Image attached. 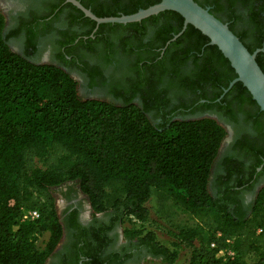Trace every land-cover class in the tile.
<instances>
[{"label": "trees", "instance_id": "16d2710c", "mask_svg": "<svg viewBox=\"0 0 264 264\" xmlns=\"http://www.w3.org/2000/svg\"><path fill=\"white\" fill-rule=\"evenodd\" d=\"M158 1L115 0L108 9L93 13L99 17L130 14ZM240 1L253 10L248 0ZM182 24L183 17L173 10L150 15L142 23L102 24L132 29L135 40L147 26L155 32L153 39L139 44L137 52L144 49L131 65L132 90H144L140 105L130 98L121 102L81 98L77 81L65 69L11 50L0 12V264L45 263L62 235L52 190L67 182L77 185L93 211H116L129 242L148 246L150 255L165 264H173L185 245L190 246L187 264H264V186L248 214L230 210L224 198L214 197L208 189L211 166L226 134L223 126L210 117L152 122L147 115L150 109L163 110L145 98L156 94L153 82L160 83L167 69L178 74L196 56L202 54L205 60L197 64L193 77L175 80L173 76L169 83L189 88L195 86L194 79L208 75L211 80L220 77L227 86L236 76L217 46H204L209 38L191 24L169 41L160 56L152 49L164 46ZM121 38L130 44L131 36ZM253 41L250 46L243 43L250 52L264 48L262 38ZM176 47L178 51L170 56L169 50ZM263 58L264 51L255 56L264 72ZM233 88L256 104L240 81ZM152 188L166 192L182 211L204 216L202 225L179 228L165 244L153 231L136 224L148 218L144 203ZM23 209H37L38 218L21 220ZM44 233L47 236L38 246ZM84 254L83 264H101L98 256ZM251 255L255 259L248 262Z\"/></svg>", "mask_w": 264, "mask_h": 264}, {"label": "flooded vegetation", "instance_id": "af4514ba", "mask_svg": "<svg viewBox=\"0 0 264 264\" xmlns=\"http://www.w3.org/2000/svg\"><path fill=\"white\" fill-rule=\"evenodd\" d=\"M77 1L87 4L86 8L92 12L108 9L115 2ZM195 1L231 25L246 46L252 45L257 37L264 40V0H246L253 10L240 0L231 4L228 0ZM0 12L4 17L3 34L11 50L31 61L44 60L58 65L71 76L74 73L90 96L86 98L113 102L130 98L133 103L143 105L144 90H132L134 82L128 70L132 71V63L144 49L137 52L139 44L154 38L155 32L150 27L135 40L132 29L124 31L120 27L102 26L109 23L96 24L68 0H0ZM142 19L133 22L142 23ZM256 27L263 30L257 33ZM124 35L131 36L130 44L123 42ZM167 44L152 49L160 56ZM178 49L172 48L168 54L172 56ZM196 58L194 63L188 60L187 67L178 74L173 75L167 69L161 74L160 83L153 82L157 92L145 98L148 103L157 102L163 110L150 109L147 115L152 114L155 122L163 118L210 117L223 126L226 134L211 166L208 189L214 197L224 198L230 210L248 214L256 193L264 186V119L258 105L247 99L248 94L231 87L224 91L235 77L227 86L221 83L220 77L211 80L206 78L208 75L194 79L195 86L189 88H181L176 81L169 83L173 76L175 80L193 77L197 64L205 60L202 54ZM261 61L264 64V58ZM62 185L59 196L63 206L61 212H57L62 235L44 264H83L87 260L84 252L89 257L98 256L101 264H139L144 258H153L148 246L129 242L125 237L122 219L116 211L95 212L76 184Z\"/></svg>", "mask_w": 264, "mask_h": 264}, {"label": "water", "instance_id": "95a60500", "mask_svg": "<svg viewBox=\"0 0 264 264\" xmlns=\"http://www.w3.org/2000/svg\"><path fill=\"white\" fill-rule=\"evenodd\" d=\"M68 1L78 7L84 15L94 20L96 24L127 23L139 21L164 10L176 11L183 17V24L181 29L166 41V44L181 34L187 24L193 25L209 38L210 44L217 46L234 69L236 76L224 91L230 88L235 81H240L264 113V72L255 59L256 53L264 51V48H257L250 52L227 23L221 21L208 8L201 6L195 0H159L157 3L130 14L103 17L96 16L77 0Z\"/></svg>", "mask_w": 264, "mask_h": 264}, {"label": "rangeland", "instance_id": "374dc122", "mask_svg": "<svg viewBox=\"0 0 264 264\" xmlns=\"http://www.w3.org/2000/svg\"><path fill=\"white\" fill-rule=\"evenodd\" d=\"M41 62L45 61L41 60ZM130 72L132 73V71H130L129 69L128 73ZM72 76L77 81V94L81 98L90 97L85 93L86 91L82 80L79 81L78 76L74 73H72ZM92 96L95 95L92 94ZM148 117L151 119L152 122H155V117L152 114H148ZM62 188L63 185L54 187L52 190L55 199V207L58 213L61 212L63 206V200L59 196ZM144 205L148 209V218L143 222L136 221V224H141L145 229L153 231L157 236V239L165 244L169 243V241L173 238L172 233L176 232L179 228L194 225L199 226L202 225L204 220V216L193 215L191 213L182 211L181 208L170 199V196L166 192L157 190L155 188L151 189L150 197L144 203ZM202 235L204 237L206 236L205 231L202 232ZM46 236V233L39 236L37 240L38 246H42ZM194 243H197V241L195 240ZM189 251L190 246H182L179 250L178 257L173 264H187ZM220 255L221 254H219V256ZM254 259L255 256L251 255L247 258V261L251 262ZM139 264L165 263L161 262L159 259L147 257L144 258Z\"/></svg>", "mask_w": 264, "mask_h": 264}, {"label": "built area", "instance_id": "2783aa9c", "mask_svg": "<svg viewBox=\"0 0 264 264\" xmlns=\"http://www.w3.org/2000/svg\"><path fill=\"white\" fill-rule=\"evenodd\" d=\"M38 216L39 212L37 209H23L21 213V220H35L36 218H38ZM213 245L214 243H211V246ZM217 254H223V251L219 250Z\"/></svg>", "mask_w": 264, "mask_h": 264}]
</instances>
